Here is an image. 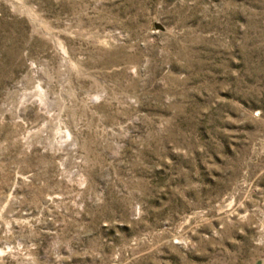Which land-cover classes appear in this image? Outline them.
Instances as JSON below:
<instances>
[{"label": "rangeland", "instance_id": "374dc122", "mask_svg": "<svg viewBox=\"0 0 264 264\" xmlns=\"http://www.w3.org/2000/svg\"><path fill=\"white\" fill-rule=\"evenodd\" d=\"M264 262V0H0V264Z\"/></svg>", "mask_w": 264, "mask_h": 264}, {"label": "water", "instance_id": "95a60500", "mask_svg": "<svg viewBox=\"0 0 264 264\" xmlns=\"http://www.w3.org/2000/svg\"><path fill=\"white\" fill-rule=\"evenodd\" d=\"M254 264H264V262L258 260V261H255Z\"/></svg>", "mask_w": 264, "mask_h": 264}]
</instances>
